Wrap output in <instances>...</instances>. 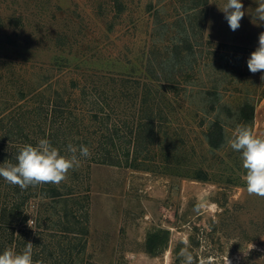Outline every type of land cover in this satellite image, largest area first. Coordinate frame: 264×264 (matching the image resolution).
<instances>
[{
  "label": "rangeland",
  "instance_id": "374dc122",
  "mask_svg": "<svg viewBox=\"0 0 264 264\" xmlns=\"http://www.w3.org/2000/svg\"><path fill=\"white\" fill-rule=\"evenodd\" d=\"M225 2L0 0V157L26 134L38 143L52 127V105L72 113L65 116L73 124L70 143L79 146V137L101 126L94 113L101 123L110 112L111 122L136 128L137 93L147 84L167 90L168 100L158 96L165 121L153 160L132 168L81 158L59 184L90 201L86 248L69 250L61 263L182 264L187 247L194 264H264V198L247 193L240 153L227 143L239 124L264 134V73L247 67L264 23L256 17L259 0H241L245 15L232 31L219 10ZM246 104L254 107L251 120L241 114ZM215 120L226 138L217 149L206 138ZM202 171L205 180L197 178ZM4 189L0 177V199ZM37 200L46 204L27 211L43 224L31 221L26 238L33 253L55 264L66 235L53 225L50 200ZM8 233L0 225V254L21 252ZM150 233L167 236L156 253L147 249Z\"/></svg>",
  "mask_w": 264,
  "mask_h": 264
},
{
  "label": "trees",
  "instance_id": "16d2710c",
  "mask_svg": "<svg viewBox=\"0 0 264 264\" xmlns=\"http://www.w3.org/2000/svg\"><path fill=\"white\" fill-rule=\"evenodd\" d=\"M135 89H137L136 92H138L140 88L137 87ZM166 92V89L147 84L144 91L137 93V96L139 94V96L142 98L139 100L140 108L137 112L140 114V120L138 121L136 128L130 126V122L128 120L124 121L121 125L115 121L111 122L110 112L105 114L103 113V116L108 119V122L102 121L103 123H101L99 120L102 118L100 117L99 113H94L92 115L93 121H97L101 126L94 130V132H91L95 133V135L89 134L82 136L83 138L85 137L87 141L85 146H87L91 152V157L88 158V160L91 163H101L114 166L125 165L132 168H141L142 165L147 163L145 161L153 160L155 158V154L153 153L154 157L150 156V153H152L151 145H154L159 139L162 132L160 129L162 127L163 121H165L163 118L164 107L161 106L158 96L164 99V101L168 100V98L165 96ZM152 97L155 98L152 100V102H149L148 98ZM108 104L109 102L107 105ZM47 107L48 106L43 103L39 105V109L46 110ZM63 108L64 107L61 104H57L56 106L52 105L50 109V112L53 116L52 127L50 126L51 128L49 131L44 129L43 133H41V139L47 138L50 140L53 146L60 150L61 154L67 155L68 153L65 151L66 147L68 143L75 140V137L73 136L74 134H71L73 126V124L70 122L71 117L65 118V116L68 114L72 116V113L64 112ZM47 111H49V108ZM58 113L62 115L59 121L57 118ZM241 114L245 120L253 119L254 107L252 105L250 106L246 104L244 107H242ZM93 127L95 128V125ZM75 128L76 127H74V129ZM76 130L77 135H82L79 133V129ZM67 132H69V134ZM82 137H79L77 140L79 145L80 143L78 141H81L82 139L80 138ZM206 138L208 144L213 149L220 148L224 144L226 140L225 131L224 126L220 121L215 120L210 125L208 131L206 132ZM20 140L24 141L17 143L18 145H13L10 151L1 152L2 156L0 157V164H3L6 160L15 163V156L18 154L19 149L23 145L32 144L35 146L37 144V142H33L27 134L25 137L20 138ZM202 172L197 175V178L204 180L207 179L206 173L203 172V175H201ZM1 179L5 181L2 177ZM4 190H6V196L5 198L0 199V225L8 230V238L11 243H18L19 247L26 246V243L29 242V239L26 238V234L33 230L32 227H29L28 225L29 220L36 224L35 227L38 226L41 228V225L43 224L41 218H37L38 215H36V220L31 219L32 213L35 216V211L32 209V213L28 212L27 207L29 205L32 206L31 204H33V206L37 207V210L39 211L41 210V206L46 203L42 204V201H38L37 199L47 198L50 200L49 202H51V206L54 208V212L56 214L55 217L52 213L53 225H55L57 233L66 235V240L64 242L62 240L58 241V245L62 252L61 254L59 253L60 258H57L55 264H64L61 263V261H65L67 257L70 256V251L72 249L82 252V250L86 248V236L89 233L90 221V201L88 196L86 200V197L83 198L82 195H76L73 192V189H69L65 185L60 186L51 183L42 184L36 187L30 186L26 190H21L18 186L10 185L5 181ZM82 198L84 203L80 201ZM46 214L49 215V213ZM52 214L49 216V220H51ZM70 235H73V237H70ZM36 241L38 240L36 239ZM165 242H167V236L164 235V233H150L147 238V249L150 253H156L159 248L165 244ZM1 251L2 244L0 243V252ZM41 253L43 255H41ZM33 260L42 261V264H52L51 260L48 258V255H44L41 250L37 252L35 251L33 253Z\"/></svg>",
  "mask_w": 264,
  "mask_h": 264
},
{
  "label": "clouds",
  "instance_id": "9594fccd",
  "mask_svg": "<svg viewBox=\"0 0 264 264\" xmlns=\"http://www.w3.org/2000/svg\"><path fill=\"white\" fill-rule=\"evenodd\" d=\"M243 9L241 0H226L223 7H219L232 31L240 28L245 15ZM255 11L257 19L264 23V0H259ZM247 67L253 74L264 73V32L259 34L258 47L250 54ZM227 143L233 151L240 153L247 193L264 198V134H257L252 126L239 124ZM66 152L68 155L61 154L47 138L40 139L35 146L25 144L15 156V163L6 160L0 164V177L21 190L48 183L59 185L67 179L70 171L80 166L81 158L91 157L89 148L84 145L68 143ZM30 223L29 220V227ZM253 247L252 244L250 249ZM33 249L30 241L21 252L7 248L0 254V264H42V261L33 260ZM179 256L182 264H194V257L187 247L181 249Z\"/></svg>",
  "mask_w": 264,
  "mask_h": 264
}]
</instances>
